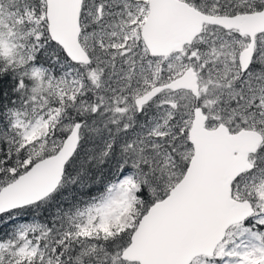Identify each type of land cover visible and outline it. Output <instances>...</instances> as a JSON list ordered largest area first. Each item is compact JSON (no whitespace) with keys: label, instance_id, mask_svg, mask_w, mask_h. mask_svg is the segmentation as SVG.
I'll return each mask as SVG.
<instances>
[{"label":"snow or ice","instance_id":"1","mask_svg":"<svg viewBox=\"0 0 264 264\" xmlns=\"http://www.w3.org/2000/svg\"><path fill=\"white\" fill-rule=\"evenodd\" d=\"M0 264H264V0H0Z\"/></svg>","mask_w":264,"mask_h":264},{"label":"trees","instance_id":"2","mask_svg":"<svg viewBox=\"0 0 264 264\" xmlns=\"http://www.w3.org/2000/svg\"><path fill=\"white\" fill-rule=\"evenodd\" d=\"M95 194V193H94Z\"/></svg>","mask_w":264,"mask_h":264}]
</instances>
